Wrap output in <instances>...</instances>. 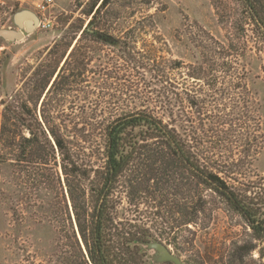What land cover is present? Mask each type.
<instances>
[{
	"label": "rangeland",
	"instance_id": "374dc122",
	"mask_svg": "<svg viewBox=\"0 0 264 264\" xmlns=\"http://www.w3.org/2000/svg\"><path fill=\"white\" fill-rule=\"evenodd\" d=\"M45 1L0 0V30H21L13 16L23 9L35 13L39 20L35 29L21 39L0 36V130L5 105L16 93L26 96L22 94L23 82L48 62L54 43L68 35L70 24L84 27L91 18L81 13L89 8V0H51L43 11L38 5ZM101 13L106 23L104 33L125 38L131 45L136 43V51L143 57L151 56L162 63V71L170 79L169 89L184 97L194 94L203 112L216 114L215 125L209 124L208 116L200 121L185 100L177 122L185 133L198 128L201 122L205 129L212 126L226 130L227 141L206 153L208 159L220 162L229 158V145L243 134L248 150L242 153L241 165L225 169L221 164L218 167L225 173L220 175L229 183L237 181L246 186L249 196L264 194V43L241 0H112ZM46 21L50 25L42 26ZM84 45L88 54L85 82L63 102L52 100L54 97L46 93L50 82L36 105V113L41 119L40 109L44 108L50 115L46 126L54 121L66 128L64 133L70 139L78 140L82 150L79 163L92 170L103 163L99 150L109 111L146 108L167 118L165 105L156 94L162 87L158 78L153 79L149 65L143 64L142 68L125 61L107 41L87 38ZM136 58L143 60L141 56ZM190 74L197 78L192 79ZM169 99L173 108L178 105L174 94ZM231 128L240 132L235 138L228 132ZM19 130L22 137L17 139L24 146L22 138L31 133L25 125ZM212 136L203 139L215 141ZM6 143L0 136V264H83L82 256L86 260L87 253L60 159L57 157V166L52 157L51 167L38 166L30 148L18 160L19 147ZM172 173L162 188L154 189V182H150L145 194L140 191L131 196L126 194L125 179H121L113 196L117 221L139 225L157 219L172 225L175 242L162 243L183 264H264V235L254 236L243 217L208 187L191 188L189 197L203 206L193 223L180 224L185 219L179 212L180 172ZM90 193L87 189L89 208ZM137 202L142 203L136 206ZM142 263L154 264L147 252Z\"/></svg>",
	"mask_w": 264,
	"mask_h": 264
},
{
	"label": "trees",
	"instance_id": "16d2710c",
	"mask_svg": "<svg viewBox=\"0 0 264 264\" xmlns=\"http://www.w3.org/2000/svg\"><path fill=\"white\" fill-rule=\"evenodd\" d=\"M98 1L89 0V8L81 11L84 15H91L88 23L84 27L83 24L78 26L70 24L66 33L68 35L55 42L54 50L49 51L51 58L48 62L40 65L33 76L23 82L22 94H26L25 98L21 97L20 92L7 102L0 130L2 142L6 140L8 146L19 147V150H16L18 160H21L26 148H30V154L35 155L38 166H50V157L54 159L53 165L57 166V157L60 159L59 166L65 176V185L77 221L78 233L87 253L86 260L82 256L83 264H143L146 251L139 241H166L170 244L175 242V236L171 235L172 225H166L162 217V221L156 219L154 222H141L139 225L118 222L113 201L121 179H125L123 185L128 196L140 191L145 194L150 188V182H154L152 184L154 189L168 184L170 179L168 180L167 175L172 176V170L180 172L179 212L181 217H185V221L180 224L193 223L202 208V204L197 205L196 200L189 197L191 188L202 185L215 191L231 209L239 213L254 236L262 237L264 194L249 196L250 189L243 187V184L238 185L237 181L234 184L229 183L220 175L225 171L218 167L222 164V168L236 169L241 165L242 153L244 149L248 150L246 138L242 139L241 133L235 144L229 145L230 156L226 160L220 159L218 162L208 159L206 153L212 152V149L217 150L227 141L226 130L212 126L205 129V124L201 122L198 128H193L191 123L190 127L193 130L185 133L182 132L185 131L182 125H177V122L181 120L184 112V108L180 109V107L185 100L200 121L204 120L203 116H208L211 119L209 124L215 125L218 123L214 120L216 114L203 112L199 107V99L194 94L184 97L181 92L169 89L167 85L170 79L162 71L163 68L160 66L162 63L151 56L143 57L139 51H136V43L131 45V42L126 41L125 38H114L104 33L102 30L106 29L104 28L106 23L101 12L112 0H102L96 6ZM241 2L264 43V0H241ZM87 38L100 42L107 41L118 49L122 59L133 61L137 67L143 68V64L149 65L150 70L154 71L153 79L158 78L162 87V90L156 94L165 105L163 113L167 118H161L153 110L146 108H120L109 111L104 118L102 145L99 150L103 163L92 170L83 168L79 163L82 150L78 140L70 139L69 135L64 133L66 128L52 120L51 125L46 126L47 116L50 115L46 114L44 108L40 109L41 119L36 113V105L50 82L46 93L54 97L52 100H61V102L69 97L70 92L77 90V86L85 82L83 74L86 70L88 54L84 41ZM61 48L63 51L61 50L60 54ZM136 56H141L143 60ZM156 72L160 74L159 77ZM189 76L192 79L197 78L193 74ZM24 90L26 93L23 92ZM172 94L178 104L174 108L169 99ZM50 118L53 119L49 117V120ZM22 125H25L31 133L30 137L22 138L26 142L24 146L17 139L18 136L22 137L19 130ZM222 132L225 134L224 137L221 136ZM228 132L234 138L240 133L233 128L228 129ZM211 135L216 138L215 141L203 139V136L211 138ZM87 189L91 192V208L87 204ZM155 197L159 198L157 195ZM140 203L134 204L138 206ZM128 204H132V199H128Z\"/></svg>",
	"mask_w": 264,
	"mask_h": 264
},
{
	"label": "water",
	"instance_id": "95a60500",
	"mask_svg": "<svg viewBox=\"0 0 264 264\" xmlns=\"http://www.w3.org/2000/svg\"><path fill=\"white\" fill-rule=\"evenodd\" d=\"M13 21L21 30L1 29V37L9 40L21 39L32 32L39 23L36 14L25 9L16 12L13 16ZM139 244L148 253L150 261L154 264L163 262L183 264L181 258L175 255L166 244L160 241H139Z\"/></svg>",
	"mask_w": 264,
	"mask_h": 264
},
{
	"label": "built area",
	"instance_id": "2783aa9c",
	"mask_svg": "<svg viewBox=\"0 0 264 264\" xmlns=\"http://www.w3.org/2000/svg\"><path fill=\"white\" fill-rule=\"evenodd\" d=\"M51 0H46L45 1V3H41V4H39L38 5V7L41 9V10H45V8H46V6L49 4V2H50ZM50 25V23H49V21H46V22H42V26H49Z\"/></svg>",
	"mask_w": 264,
	"mask_h": 264
},
{
	"label": "flooded vegetation",
	"instance_id": "af4514ba",
	"mask_svg": "<svg viewBox=\"0 0 264 264\" xmlns=\"http://www.w3.org/2000/svg\"><path fill=\"white\" fill-rule=\"evenodd\" d=\"M163 263H166V262H163ZM168 263V262H167ZM170 263V262H169Z\"/></svg>",
	"mask_w": 264,
	"mask_h": 264
}]
</instances>
